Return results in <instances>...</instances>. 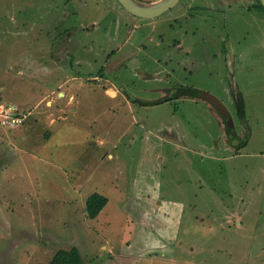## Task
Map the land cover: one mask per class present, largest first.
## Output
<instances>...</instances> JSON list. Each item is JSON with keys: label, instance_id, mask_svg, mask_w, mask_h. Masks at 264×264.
<instances>
[{"label": "rangeland", "instance_id": "1", "mask_svg": "<svg viewBox=\"0 0 264 264\" xmlns=\"http://www.w3.org/2000/svg\"><path fill=\"white\" fill-rule=\"evenodd\" d=\"M236 1L141 21L117 0H0V104L27 114L0 124V264L73 247L84 264H264V13ZM190 2L197 18L170 21ZM209 16L243 37L237 59L204 54ZM70 27L75 47L60 43ZM183 87L230 108L238 157L204 99L175 98ZM95 192L109 202L90 219Z\"/></svg>", "mask_w": 264, "mask_h": 264}, {"label": "flooded vegetation", "instance_id": "2", "mask_svg": "<svg viewBox=\"0 0 264 264\" xmlns=\"http://www.w3.org/2000/svg\"><path fill=\"white\" fill-rule=\"evenodd\" d=\"M181 1V0H180ZM179 1V2H180ZM247 3H249V5H247L246 7L241 5V2L240 0L236 1V7H233L230 5V9L231 10H235L237 9L238 7L241 8V10H247L248 12H250L251 14L257 16V17H260L261 14L260 13H264L262 12L261 10H258L254 7V2L253 0H245ZM108 6L107 8H111V10H114L115 8L118 10V7H116L115 5L111 4V3H107ZM120 4V3H119ZM179 4V3H178ZM177 4V5H178ZM176 5V6H177ZM120 8L121 11L120 13H117L118 16H120L119 18L122 19V15L121 12L122 10H125L127 11L121 4H120ZM175 6V7H176ZM198 6V5H197ZM197 6H194L192 5V3L190 2L185 8H184V12L182 14H176V15H179V16H176L175 18H172V20L170 21H188L190 20L189 17L191 16L190 12L192 9L196 8ZM174 7V8H175ZM199 7V6H198ZM172 8V9H174ZM170 9V10H172ZM169 10V11H170ZM240 10V11H241ZM127 13H129L130 15H133L131 14L130 12L127 11ZM166 13V12H165ZM163 15V14H162ZM161 15V16H162ZM134 17L136 18H140L141 21H145V20H155L156 18H152V19H146V18H142V17H139V16H136V15H133ZM159 16V17H161ZM202 16L205 17V14H203ZM125 18V17H124ZM126 18H128V16H126ZM158 18V17H157ZM195 18H197L196 15H193L191 16V20H194ZM139 19V20H140ZM126 21V19H124ZM210 21H212L210 23ZM206 25V27H208V31L206 32L207 34L204 36V38L202 40H204L205 42H202L203 44L206 45L207 48H209L211 50V53L210 52H205V49L203 50L204 51V54L205 55H213L214 57H223L224 59H233L238 57V55H241V53L238 51V49L240 48V46H242L243 44V37H236L232 31V27L229 25V24H225L223 26V28H221L220 24L218 23V21L216 19H214L213 17L209 16L208 19H204L202 18V24L201 25ZM183 28V27H182ZM58 29V28H57ZM56 29V30H57ZM76 30V27H70V28H65L63 32H59L60 34L61 33H65V35H67L66 39L60 43H67V42H73L74 45H72L71 47H75L76 46V43H78V39L76 38L75 36V31ZM51 36L50 33H48V36L49 37ZM47 42H49V40H47ZM141 46V45H140ZM71 47H68V51H70ZM204 47V46H203ZM120 51H121V48H119ZM117 50V49H116ZM115 51H113L112 53L113 54H109L108 55V59L106 60V63L107 62H110V58L112 57V55L115 54ZM182 48L180 49L179 48V51L181 52ZM111 55V57H109ZM262 56V55H261ZM76 59V56L75 57H72L70 58V64L69 66H73L74 63H77V62H74ZM240 60V59H239ZM105 63V65H106ZM104 70L107 69V66H104L103 67ZM229 69H230V65H229ZM106 71V70H105ZM99 76H96L94 77L95 81H99L100 78H98ZM113 83V86L116 87L118 90L119 89H124L125 90V85L122 84V83H119L118 81L114 82V80L112 81L110 79V84ZM184 88V87H183ZM195 90H198V89H195ZM200 91V90H198ZM201 92V91H200ZM207 92V91H206ZM212 96H214L220 103H222V106H224L226 109L223 111L222 109H220L219 105H218V101L216 99L213 98L212 99H205L203 96H201V98H204L205 101L207 102V105L208 107L211 109V111L213 112V116L220 120L221 124L224 126V135H225V143L226 141L229 140V136L230 134L228 133V128H232L233 130L235 129L236 130V127H235V115H233V113L231 112L230 108L227 107V105L225 104V102L223 103L220 99H218V97H216L214 94H212L210 91H208ZM234 97L237 98V100L239 101L238 102V107H237V112L236 114L240 117V119L242 120V122L246 125V116L242 113V110H241V107H242V102H243V98L241 97V94L240 93H237V92H234ZM133 99L131 98H127V101L130 103V104H133L134 102H139V103H142V99H139L137 98L136 96H131ZM242 101V102H241ZM233 122V123H232ZM247 128V127H246ZM237 133V131H236ZM233 135V134H232ZM234 136L236 137L235 139H232L230 142H232V144H234L236 146V140L240 139L241 137L239 136V134L237 133L234 134ZM227 145V144H226ZM234 149V148H233ZM240 150V148H239ZM238 150V151H239Z\"/></svg>", "mask_w": 264, "mask_h": 264}, {"label": "trees", "instance_id": "3", "mask_svg": "<svg viewBox=\"0 0 264 264\" xmlns=\"http://www.w3.org/2000/svg\"><path fill=\"white\" fill-rule=\"evenodd\" d=\"M253 2H254V7L256 9L264 12V7L262 6L260 0H253ZM180 97H192V98L200 97L201 98V95H200V91L198 90H195L193 88L184 87L182 89H179L178 95L175 98H180ZM172 99L173 98L171 97H166L163 99L156 100L154 102L142 101V103L149 104V105H155L160 102H167ZM241 110H242V113L245 115L246 114L245 106L243 102H242ZM246 126H247V121H246ZM228 133L230 134L229 136L230 141L236 138L234 136V134L237 135L235 129L233 130L232 128L230 129L228 128ZM108 202H109L108 197L100 193L95 192L92 195H90L86 201V211H87L88 217L90 219L97 218L102 212V210L107 206ZM48 264H84V260H83V256L79 248L73 247L69 250L60 249L59 251H57Z\"/></svg>", "mask_w": 264, "mask_h": 264}, {"label": "water", "instance_id": "4", "mask_svg": "<svg viewBox=\"0 0 264 264\" xmlns=\"http://www.w3.org/2000/svg\"><path fill=\"white\" fill-rule=\"evenodd\" d=\"M128 12L133 15L152 19L157 18L164 14L165 12L169 11L170 9L174 8L180 0H156L152 2H146L142 0H117ZM262 6L264 7V0H260ZM200 95L203 96L205 99H216L212 96L209 92L201 91ZM217 100V99H216ZM218 101V100H217ZM219 108L223 111L226 109L222 106V103L218 101ZM15 107V105H12ZM233 123V122H232Z\"/></svg>", "mask_w": 264, "mask_h": 264}, {"label": "built area", "instance_id": "5", "mask_svg": "<svg viewBox=\"0 0 264 264\" xmlns=\"http://www.w3.org/2000/svg\"><path fill=\"white\" fill-rule=\"evenodd\" d=\"M15 108V107H14ZM15 109H8L6 105L0 104V124L6 125L11 128H16L18 126H21V124L24 123L25 118L27 117V114L24 116H13V111H16Z\"/></svg>", "mask_w": 264, "mask_h": 264}, {"label": "crops", "instance_id": "6", "mask_svg": "<svg viewBox=\"0 0 264 264\" xmlns=\"http://www.w3.org/2000/svg\"><path fill=\"white\" fill-rule=\"evenodd\" d=\"M118 92L120 93V91L118 90ZM118 92L115 94V95H112L113 96V98L112 99H114L117 95H118ZM126 98V100H127V97H125ZM127 104H128V101H127ZM217 120V123L219 124V126H220V128H221V131L224 133V126L221 124V122H220V120H218V119H216ZM219 141H216V143H218ZM226 144H227V146L229 147V148H235V151L237 152L238 150H239V148H237L234 144H232V142H230V140H228V141H226ZM0 151H2V150H0ZM240 151V150H239ZM239 151L237 152V153H235V155L236 154H238V156H239ZM110 156H112V154H110ZM237 155L236 156H234V157H238ZM2 167L3 166H0V176L2 175L1 174V172H2Z\"/></svg>", "mask_w": 264, "mask_h": 264}]
</instances>
